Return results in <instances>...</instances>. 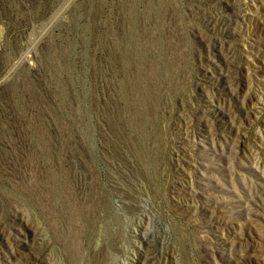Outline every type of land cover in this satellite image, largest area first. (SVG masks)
I'll return each instance as SVG.
<instances>
[{
    "label": "rangeland",
    "instance_id": "374dc122",
    "mask_svg": "<svg viewBox=\"0 0 264 264\" xmlns=\"http://www.w3.org/2000/svg\"><path fill=\"white\" fill-rule=\"evenodd\" d=\"M239 1L0 0V264H264Z\"/></svg>",
    "mask_w": 264,
    "mask_h": 264
},
{
    "label": "bare ground",
    "instance_id": "6f19581e",
    "mask_svg": "<svg viewBox=\"0 0 264 264\" xmlns=\"http://www.w3.org/2000/svg\"><path fill=\"white\" fill-rule=\"evenodd\" d=\"M108 2V1H107ZM257 2V1H256ZM237 3V2H236ZM255 3V2H254ZM95 4V3H94ZM212 4V3H211ZM239 7L243 10V12H245V17H246V14H251V15H258V14H261V7H260V4H252L251 2H249L248 0H240L239 1ZM184 5V4H183ZM118 6V5H117ZM116 6V7H117ZM124 6V5H123ZM203 7V6H202ZM243 7V8H242ZM98 8V7H97ZM130 8V7H129ZM102 9V8H101ZM105 11V10H104ZM103 12V11H102ZM113 12V11H112ZM202 12V11H201ZM100 14H103V13H100ZM118 14V13H117ZM122 15V14H121ZM220 15V14H219ZM101 16V15H100ZM248 16V15H247ZM204 17V16H203ZM257 18V17H256ZM248 19V18H247ZM258 19V18H257ZM118 20V19H117ZM116 20V21H117ZM205 20V19H204ZM210 21V20H209ZM255 21H256V23L258 24V25H260V26H263L264 24H263V22H264V20H261V19H259V20H256L255 19ZM259 27V26H258ZM123 30V29H122ZM256 30V29H255ZM246 44V43H245ZM238 64V63H237ZM1 72V71H0ZM0 93H2V92H0ZM261 95V94H260ZM5 107V106H4ZM9 109V108H8ZM1 119V118H0ZM2 119H4V118H2ZM3 121V120H2ZM8 125V124H7ZM14 127V126H13ZM18 127V126H17ZM247 134V133H246ZM255 134H257V133H255ZM112 135H114V134H112ZM257 136V135H256ZM9 137V136H8ZM12 137V136H11ZM10 137V138H11ZM14 139V138H13ZM7 140V139H6ZM20 140V139H19ZM12 142H14V141H12ZM16 142H18V141H16ZM10 143V142H9ZM2 144V143H1ZM116 149V148H115ZM178 150V149H177ZM190 150V149H189ZM180 152V151H179ZM184 153V152H183ZM187 155V154H186ZM192 155V154H191ZM194 155V154H193ZM188 156V155H187ZM203 156V155H202ZM2 158H4V157H2ZM8 158V157H7ZM118 159V158H117ZM121 159V158H120ZM187 159V158H186ZM202 159V158H201ZM3 160V159H2ZM195 160V159H194ZM117 162V161H116ZM201 162V161H200ZM205 164V163H204ZM127 165V164H126ZM117 168H119V167H117ZM123 168V167H122ZM121 171V170H120ZM125 171V170H124ZM121 175V174H120ZM124 176V175H123ZM119 177H121V176H119ZM119 182V181H118ZM112 183V182H111ZM112 185V184H111ZM123 185H120V186H118V187H116V189H117V195H119L120 197L122 196V194L123 195H125V190H124V188L122 187ZM205 186V185H204ZM208 188V187H207ZM128 190V189H127ZM188 192V191H187ZM198 192V191H197ZM200 193V192H199ZM133 194V193H132ZM201 197V196H200ZM121 199H123L122 197H121ZM128 202V201H127ZM131 203V202H130ZM199 204V203H198ZM204 204V203H203ZM134 205H136V204H134ZM189 205V204H188ZM201 206V205H200ZM195 207H196V205H195ZM219 220V219H218ZM203 222V221H202ZM208 225H211V224H208ZM212 227V226H211ZM209 231V230H208ZM166 241V239L163 241V242H165ZM167 246V245H166ZM257 249V248H256ZM258 250H259V248H258Z\"/></svg>",
    "mask_w": 264,
    "mask_h": 264
}]
</instances>
